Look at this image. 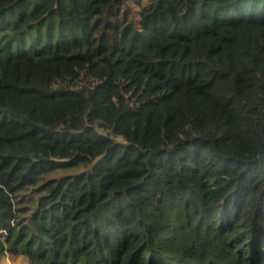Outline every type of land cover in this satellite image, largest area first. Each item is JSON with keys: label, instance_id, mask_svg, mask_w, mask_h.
<instances>
[{"label": "trees", "instance_id": "trees-1", "mask_svg": "<svg viewBox=\"0 0 264 264\" xmlns=\"http://www.w3.org/2000/svg\"><path fill=\"white\" fill-rule=\"evenodd\" d=\"M150 2L0 0V264H264V0Z\"/></svg>", "mask_w": 264, "mask_h": 264}, {"label": "rangeland", "instance_id": "rangeland-1", "mask_svg": "<svg viewBox=\"0 0 264 264\" xmlns=\"http://www.w3.org/2000/svg\"><path fill=\"white\" fill-rule=\"evenodd\" d=\"M151 4L150 0H130V8L134 12L135 21H139L140 11L142 8L147 7ZM141 5V6H139ZM1 264H7L6 261Z\"/></svg>", "mask_w": 264, "mask_h": 264}, {"label": "crops", "instance_id": "crops-1", "mask_svg": "<svg viewBox=\"0 0 264 264\" xmlns=\"http://www.w3.org/2000/svg\"><path fill=\"white\" fill-rule=\"evenodd\" d=\"M8 264H14V263H21V264H29L27 259L24 256L20 257H7L6 258Z\"/></svg>", "mask_w": 264, "mask_h": 264}, {"label": "bare ground", "instance_id": "bare-ground-1", "mask_svg": "<svg viewBox=\"0 0 264 264\" xmlns=\"http://www.w3.org/2000/svg\"><path fill=\"white\" fill-rule=\"evenodd\" d=\"M14 264H20V263H14Z\"/></svg>", "mask_w": 264, "mask_h": 264}, {"label": "built area", "instance_id": "built-area-1", "mask_svg": "<svg viewBox=\"0 0 264 264\" xmlns=\"http://www.w3.org/2000/svg\"><path fill=\"white\" fill-rule=\"evenodd\" d=\"M21 264V263H20Z\"/></svg>", "mask_w": 264, "mask_h": 264}]
</instances>
